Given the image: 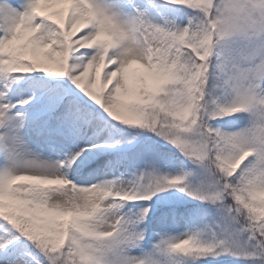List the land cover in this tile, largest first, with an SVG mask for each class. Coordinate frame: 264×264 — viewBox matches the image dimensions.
Returning <instances> with one entry per match:
<instances>
[{
  "label": "snow or ice",
  "instance_id": "6c2138e0",
  "mask_svg": "<svg viewBox=\"0 0 264 264\" xmlns=\"http://www.w3.org/2000/svg\"><path fill=\"white\" fill-rule=\"evenodd\" d=\"M0 264H264V0H0Z\"/></svg>",
  "mask_w": 264,
  "mask_h": 264
}]
</instances>
